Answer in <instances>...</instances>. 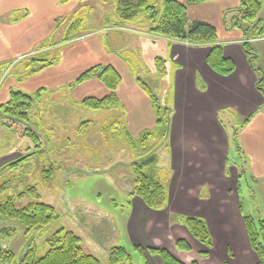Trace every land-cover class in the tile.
<instances>
[{
    "label": "crops",
    "instance_id": "crops-1",
    "mask_svg": "<svg viewBox=\"0 0 264 264\" xmlns=\"http://www.w3.org/2000/svg\"><path fill=\"white\" fill-rule=\"evenodd\" d=\"M155 1L160 6L164 0ZM78 2L80 0H0V60L9 55L15 59L39 56L41 51L54 47L52 44L44 50H35L45 39L54 37L58 18L70 15ZM239 7L240 0H207L187 7L190 21L201 20L215 27L218 42L223 45V55L230 58L235 66L228 75L219 74L208 65L206 58L210 51L209 44L192 45L163 35L144 37L151 42H163L166 48L168 58L156 55L158 63L155 65L156 75L169 80L167 86L169 90L171 88L169 92H172L173 97L169 102V126L173 121L174 135L172 139L168 134L167 137L169 143L172 141V165L175 170L167 185L165 207L152 209L134 195L125 201L128 214L123 223L131 247L140 245L143 248H164L184 264L258 263L243 220L246 214L239 199L238 176L227 177L230 173L226 170L228 159L223 154L219 156L220 152L214 155L216 147L219 151V140L212 134L213 129L220 134L224 132L219 112L225 108H233L245 118L249 117L247 122L243 121L242 129L251 128L253 132L256 127L257 142L260 138L258 129L264 126V111L261 109L264 97L256 88V71L248 62L242 47V43L250 37L243 28H251L253 25L241 24V27H237L233 24V17ZM13 16L19 18L11 19ZM258 17L264 21V0ZM149 28L147 26L148 31ZM250 39L253 48V43L259 40ZM141 40L139 37L131 38L129 45L138 46ZM103 42L99 34L83 35L64 42L61 45L60 60L56 62L55 59L50 66H45L17 83L18 91L36 92L47 86L53 91L67 84L71 87L68 98L74 103L80 104V101L88 97L101 99L110 94V90L100 79L93 77L78 84L72 83L90 67L109 65L119 74L120 82L115 90L119 105L113 109L105 108L109 112L107 115L110 119L112 113L111 120L121 121L128 133L136 137L156 125L152 102L135 79L139 75L132 73L128 62L119 52L107 48ZM49 70L50 74L45 75ZM41 75H45L47 80L41 81L38 77ZM10 91V88L5 89L0 96V103L8 100ZM166 93L168 91L165 92V98ZM245 132H242L244 140L243 145H240L241 153L244 156L250 155L254 161L258 160L259 148L257 146L256 151L253 150L255 141H247ZM253 165V171L260 175L264 167L260 168L255 162ZM147 215L152 219L145 220ZM181 216H196L205 220L212 238L211 246L204 247L208 259L191 253L195 246L202 247L203 244L194 239L180 221L177 222ZM157 218L160 221L156 222ZM171 224L173 234L167 236ZM165 237V244L160 241L153 243L156 246L141 244L142 239L162 240ZM177 239L187 241L190 250H178L175 246ZM156 256L147 255L150 264H154L151 259Z\"/></svg>",
    "mask_w": 264,
    "mask_h": 264
},
{
    "label": "rangeland",
    "instance_id": "rangeland-1",
    "mask_svg": "<svg viewBox=\"0 0 264 264\" xmlns=\"http://www.w3.org/2000/svg\"><path fill=\"white\" fill-rule=\"evenodd\" d=\"M129 1L136 2V0ZM125 7L122 0L78 2L70 15L58 18L54 37L50 39L54 47L45 50L46 52L39 56L15 59L9 55L8 58L0 60V96L8 88L12 91L20 90L17 83L37 73L38 71L35 73L31 71L38 64L47 59L52 61L56 59V62L60 60L61 45L66 40L99 34L105 46L119 52L128 62L132 73L139 75L159 96L161 104L165 100L171 102L172 92H169L171 88L169 90L167 86L169 80L156 75L155 64L158 62L155 56L167 57L164 43L146 40L144 37L152 36L147 30L149 25L143 26L125 20L123 12ZM13 18L17 20L19 17H11ZM135 37L142 40L138 46L131 47L129 41ZM252 39L253 37L250 40ZM253 48L256 55L254 66L261 69L264 79V40L254 42ZM35 58L45 61H35ZM167 62L169 66V59ZM49 74L50 70L45 75ZM45 75L38 77L41 81L47 80ZM256 75L258 78L257 72ZM167 76L171 77V75ZM69 88L71 87L67 84L53 91L48 86L42 88L40 96L33 98L28 110L29 124L7 117L0 111V202L13 197L16 199V205H25L35 200L29 194L30 189L35 188L40 194V200L52 205L58 212V217L50 224L29 232H26L24 225L17 220L0 218V226L14 228L11 235L4 240L0 236V239L15 254L18 261L29 246H35L39 253H43L48 249L46 240L57 229L64 227L81 237L84 251L94 255L100 264H108V249L113 246H124L131 253L133 264H144L143 256L129 245L123 223L128 214L125 201L130 200V193L134 188V168L129 166V163L134 160L133 156L136 149L139 150V145L134 148L136 146L134 144L133 149L130 144L117 146L119 141L116 136L111 137V133L108 132V123L113 114L110 113L109 119L107 109L95 110L72 102L68 98ZM115 114L117 116L116 110ZM244 118L245 116L240 115L233 108H225L219 112L224 134L212 130L213 137H218L219 140V151L216 147L214 155L220 152L219 156L223 154L227 157L226 170L230 172L227 177L236 175L239 179L238 191L242 210L257 220L264 217V173H262L264 172L262 168L264 167V126L258 129L260 132L257 130L260 137L257 142L256 127L253 128V132L251 128L242 129ZM27 127L36 133L38 143L25 135ZM243 131H246L247 141L249 139L251 142L255 141L253 150L256 151L258 146L259 159L256 158L258 160L254 161L250 155L244 156L241 150L235 151L232 142L234 134L236 132L240 134L238 142L243 145ZM173 135L172 121L168 137L171 136L172 139ZM168 137L167 145L153 141L147 143L143 149L148 154L152 152L158 154L153 168L145 167L144 172L156 177L158 175L166 187L175 170L172 165L174 152L172 141L169 143ZM28 154L30 156L19 166H9L12 161ZM254 162L262 168L260 175L253 171ZM218 163L221 165L220 160ZM234 180L235 178L233 184ZM22 192L25 196L18 199ZM146 219L152 218L147 215ZM139 220L142 222V218ZM157 221L160 219L157 218ZM179 221L180 219L177 220ZM171 226L172 224L168 227L167 236L169 233L173 234ZM166 237L162 240L161 238L142 239L141 244L156 246L153 243L159 241L165 244ZM201 246L203 249L195 246L191 253L206 259L205 246ZM151 261L154 264H163L158 255Z\"/></svg>",
    "mask_w": 264,
    "mask_h": 264
},
{
    "label": "trees",
    "instance_id": "trees-1",
    "mask_svg": "<svg viewBox=\"0 0 264 264\" xmlns=\"http://www.w3.org/2000/svg\"><path fill=\"white\" fill-rule=\"evenodd\" d=\"M81 1V0H80ZM124 6L123 12L125 20L136 22L137 24L150 26L149 31L153 35H163L173 40L184 41L192 45L209 44L210 51L207 55L208 65L217 73L228 75L233 72L235 66L230 58L223 55V45L218 42L217 32L213 25L201 21H190L187 16L188 5L207 1V0H185L184 3L176 0H164L158 6L155 0H136L131 3L129 0H122ZM131 3V4H130ZM263 0H240V7L237 9L236 15L233 17V24L241 27V24H251V28H243L245 34L250 37L242 43V47L247 56L248 62L257 72L258 78L256 88L264 97V79L261 75V69L254 66V52L249 42L250 38L260 35L264 30V21L258 17V13L262 9ZM250 30L252 32L250 33ZM51 37L41 42L35 50H44L52 45ZM76 39V38H75ZM66 40V42L71 41ZM34 50V51H35ZM46 51H41L39 55ZM35 61H45L42 59H34ZM54 60V59H53ZM52 60H48L38 64L32 69V73L52 64ZM96 77L100 79L110 90V94L101 99L88 97L80 101V104L91 109L113 108L119 105L116 96V87L120 82V76L114 68L109 65H95L82 72L72 83L78 84L84 80ZM138 84L146 92L152 102V106L156 115V125L153 129L145 130L138 136H131L121 121L109 120L108 132L111 137L114 135L119 141L117 146H125L127 144L137 148L129 166L134 168L133 191L131 196H138L143 202L152 209H161L167 203V187L156 176L148 175L144 172V168L151 167L156 164L158 154L152 152L148 154L144 152L146 144L155 142L164 144L169 131L170 107L169 102L161 104L157 96L153 93L150 86L141 78L135 77ZM41 90L34 94L24 93L22 91H10L9 98L6 102L0 103V111L7 117L17 119L18 121L29 124L28 110L32 105L34 97H39ZM264 111V102L261 106ZM249 117L244 119V123ZM88 122V121H87ZM120 124V126H118ZM25 135L33 142L38 143L36 133L30 128L25 129ZM233 145L235 151L241 150L238 142V133L234 134ZM133 149V148H132ZM32 154V153H30ZM30 154L21 156L12 161L9 166L16 167L25 162ZM29 194L35 199L25 205H16V199L8 197L0 202V218L17 220L21 222L26 232L32 229L47 226L58 217L57 210L50 204L40 200V194L35 188H31ZM24 193H20L18 199L24 197ZM244 224L247 230L248 239L252 250L258 257L257 264H264V217L255 219L251 215L243 216ZM180 222L185 226L191 236L205 247H210L212 238L205 220L196 216H181ZM107 224L106 222H104ZM14 232L11 226H0V236L4 238ZM0 239V262L3 264H100L99 260L92 254L84 251L81 246V237L72 230L60 227L46 240L48 249L43 253H39L35 246H29L26 252L16 261L15 254L7 248V245ZM97 241V240H96ZM175 246L178 250L188 251L190 245L183 239H177ZM133 250L138 251L144 258V264H150L147 255H158L163 264H184L176 259L168 250L157 247L143 248L140 245H133ZM108 264H132L131 253L123 246H113L108 249ZM195 262H193L194 264Z\"/></svg>",
    "mask_w": 264,
    "mask_h": 264
},
{
    "label": "built area",
    "instance_id": "built-area-1",
    "mask_svg": "<svg viewBox=\"0 0 264 264\" xmlns=\"http://www.w3.org/2000/svg\"><path fill=\"white\" fill-rule=\"evenodd\" d=\"M254 40H264V30L260 35H258L256 38H254Z\"/></svg>",
    "mask_w": 264,
    "mask_h": 264
}]
</instances>
